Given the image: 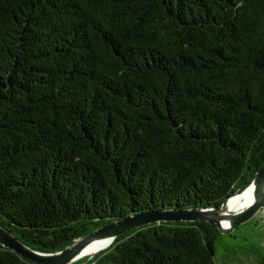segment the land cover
Instances as JSON below:
<instances>
[{"label":"trees","instance_id":"1","mask_svg":"<svg viewBox=\"0 0 264 264\" xmlns=\"http://www.w3.org/2000/svg\"><path fill=\"white\" fill-rule=\"evenodd\" d=\"M263 166L264 0H0V226L28 248L218 208ZM220 235L152 223L73 264H216Z\"/></svg>","mask_w":264,"mask_h":264},{"label":"water","instance_id":"2","mask_svg":"<svg viewBox=\"0 0 264 264\" xmlns=\"http://www.w3.org/2000/svg\"><path fill=\"white\" fill-rule=\"evenodd\" d=\"M252 184H255L257 190L255 197L246 207L227 213L225 216L229 223L227 226H223L221 224L222 212L225 209L227 201L232 196L243 193ZM262 207H264V166L253 174L243 186L230 195L218 208L167 209L136 213L106 224L86 235L73 246L55 253H42L32 250L0 226V245L13 250L23 259L34 264H72L74 260L80 257V253L83 249L96 238H110V246L119 234L126 231L152 223L177 221H205L214 225L221 234H229L239 224L248 220ZM92 256L94 255H91V257Z\"/></svg>","mask_w":264,"mask_h":264},{"label":"rangeland","instance_id":"3","mask_svg":"<svg viewBox=\"0 0 264 264\" xmlns=\"http://www.w3.org/2000/svg\"><path fill=\"white\" fill-rule=\"evenodd\" d=\"M213 256L216 264H256L264 257V207L231 233L221 234L214 244Z\"/></svg>","mask_w":264,"mask_h":264},{"label":"bare ground","instance_id":"4","mask_svg":"<svg viewBox=\"0 0 264 264\" xmlns=\"http://www.w3.org/2000/svg\"><path fill=\"white\" fill-rule=\"evenodd\" d=\"M256 194H257V190L255 184H252L243 193L232 196L225 204V209L222 212L221 224L223 226H227L229 222L228 220H226L225 215L234 210H238L246 207L255 197ZM109 243H110V238H106V237L96 238L83 249V251L80 253V257L86 255L87 256L95 255L98 252L104 250V248H106L109 245Z\"/></svg>","mask_w":264,"mask_h":264},{"label":"built area","instance_id":"5","mask_svg":"<svg viewBox=\"0 0 264 264\" xmlns=\"http://www.w3.org/2000/svg\"><path fill=\"white\" fill-rule=\"evenodd\" d=\"M73 264V263H72Z\"/></svg>","mask_w":264,"mask_h":264}]
</instances>
